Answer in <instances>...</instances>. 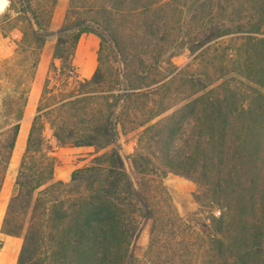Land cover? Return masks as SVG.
<instances>
[{
  "label": "trees",
  "instance_id": "obj_1",
  "mask_svg": "<svg viewBox=\"0 0 264 264\" xmlns=\"http://www.w3.org/2000/svg\"><path fill=\"white\" fill-rule=\"evenodd\" d=\"M20 1L29 27L2 74L17 76L22 58L33 77L59 0ZM90 32L113 42L121 68L99 53L79 79L76 46ZM184 48L191 59L178 67ZM53 57L78 88L49 93L47 77L32 118L2 223L23 239L17 264H139L146 220V264H264V0H69ZM21 85L0 102V193L29 98ZM47 128L57 147L104 151L57 179ZM134 128L139 187L119 145ZM168 173L196 184L199 230L163 196Z\"/></svg>",
  "mask_w": 264,
  "mask_h": 264
},
{
  "label": "rangeland",
  "instance_id": "obj_2",
  "mask_svg": "<svg viewBox=\"0 0 264 264\" xmlns=\"http://www.w3.org/2000/svg\"><path fill=\"white\" fill-rule=\"evenodd\" d=\"M68 4L69 0H59L53 10L50 35L41 49L40 60L33 77L27 74V71L30 70L32 60L22 58L16 63L19 71L17 76L12 77L2 74L5 67L4 61L10 60V64L14 63L19 51H21L22 40L25 38L24 31L28 29L29 22L27 21L26 12L20 0H8L7 7L0 13V102L2 98L8 96V93L15 88L18 82L22 83L21 87L26 88L29 94V101L24 109V116L21 121L16 148L8 168L5 183L0 193V264H17L23 242L22 237L4 234L2 232V223L7 203L14 190L19 163L25 150L31 121L42 96L46 78H50L47 83L49 93L52 91L53 93L62 91L61 93L63 94L60 95L69 96L70 93L76 92L78 88L76 79H69V82L64 79L65 75H62L60 72L61 62L53 57L55 45L57 43V31L66 21ZM101 43L102 47L100 54L102 57V65H109L117 70L121 68L119 64V55L113 42L105 37ZM190 59L191 55L189 49L184 48L177 53L172 60L176 66L183 67ZM52 62H55L56 69L52 67ZM76 78H79L77 72ZM48 95L49 94H47V96ZM26 108L27 113H25ZM139 132V128L128 129L124 134L121 133L119 138V145L122 154L125 156L126 169L137 187L140 185V175L133 166L132 154L136 147L135 142L137 141ZM45 134L56 147L55 156L57 163L55 166V177L57 179L67 177L66 181H69L72 173L76 169L91 164L95 155L104 151V149H102L99 152H96V150L76 152L74 149L57 147L55 139L52 136V130L47 128ZM161 184L163 196L170 198L184 220L199 230L205 223V219L204 215L199 213L197 203L195 202L194 193L196 184L190 179L173 173H168L163 178ZM218 211L219 209H215L214 213L219 215L217 214ZM150 228L151 223L146 220L133 244L134 254L139 264H146L144 258L149 242Z\"/></svg>",
  "mask_w": 264,
  "mask_h": 264
},
{
  "label": "crops",
  "instance_id": "obj_3",
  "mask_svg": "<svg viewBox=\"0 0 264 264\" xmlns=\"http://www.w3.org/2000/svg\"><path fill=\"white\" fill-rule=\"evenodd\" d=\"M100 47H101V38L97 34L90 32V33H84L80 36L74 55V66L79 78L88 79L93 76L99 65L98 59H99ZM25 113H27V108ZM139 129L141 130V128ZM135 145L137 147V141L135 142ZM136 147L134 149V152L136 150ZM62 148L74 149L76 152L95 151V148L92 146H81V147L65 146ZM54 154H56V152H54ZM61 179L66 181L67 177Z\"/></svg>",
  "mask_w": 264,
  "mask_h": 264
},
{
  "label": "clouds",
  "instance_id": "obj_4",
  "mask_svg": "<svg viewBox=\"0 0 264 264\" xmlns=\"http://www.w3.org/2000/svg\"><path fill=\"white\" fill-rule=\"evenodd\" d=\"M8 0H0V13L4 11L5 6L7 5Z\"/></svg>",
  "mask_w": 264,
  "mask_h": 264
},
{
  "label": "built area",
  "instance_id": "obj_5",
  "mask_svg": "<svg viewBox=\"0 0 264 264\" xmlns=\"http://www.w3.org/2000/svg\"><path fill=\"white\" fill-rule=\"evenodd\" d=\"M217 214H220V211H218Z\"/></svg>",
  "mask_w": 264,
  "mask_h": 264
},
{
  "label": "bare ground",
  "instance_id": "obj_6",
  "mask_svg": "<svg viewBox=\"0 0 264 264\" xmlns=\"http://www.w3.org/2000/svg\"><path fill=\"white\" fill-rule=\"evenodd\" d=\"M7 4H8V3H7ZM6 7H7V5L5 6V8H6ZM5 8H4V9H5Z\"/></svg>",
  "mask_w": 264,
  "mask_h": 264
}]
</instances>
